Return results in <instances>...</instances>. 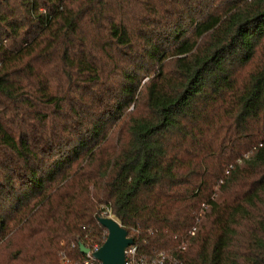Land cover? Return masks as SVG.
<instances>
[{
    "label": "trees",
    "instance_id": "obj_1",
    "mask_svg": "<svg viewBox=\"0 0 264 264\" xmlns=\"http://www.w3.org/2000/svg\"><path fill=\"white\" fill-rule=\"evenodd\" d=\"M102 208L264 264V0H0V264H85Z\"/></svg>",
    "mask_w": 264,
    "mask_h": 264
},
{
    "label": "water",
    "instance_id": "obj_2",
    "mask_svg": "<svg viewBox=\"0 0 264 264\" xmlns=\"http://www.w3.org/2000/svg\"><path fill=\"white\" fill-rule=\"evenodd\" d=\"M101 225L108 229V236L103 246L94 253V257L102 264H126V250L134 245V239L119 221L112 217H98ZM83 254L90 251L88 246L80 244Z\"/></svg>",
    "mask_w": 264,
    "mask_h": 264
},
{
    "label": "built area",
    "instance_id": "obj_3",
    "mask_svg": "<svg viewBox=\"0 0 264 264\" xmlns=\"http://www.w3.org/2000/svg\"><path fill=\"white\" fill-rule=\"evenodd\" d=\"M106 213L100 215L101 217H113L112 211L109 208L104 209ZM195 230V229H194ZM190 234L193 231L189 232ZM101 247L94 246L93 248L90 247V251L85 255V264H102L101 261L94 257V253L98 251ZM138 247L137 245H132L126 250V264H179L177 258H174L171 254L168 255L166 252H157L151 258L143 257L138 259ZM65 262H68L65 259Z\"/></svg>",
    "mask_w": 264,
    "mask_h": 264
},
{
    "label": "rangeland",
    "instance_id": "obj_4",
    "mask_svg": "<svg viewBox=\"0 0 264 264\" xmlns=\"http://www.w3.org/2000/svg\"><path fill=\"white\" fill-rule=\"evenodd\" d=\"M102 212H103V213H106L105 210H104V208H102V211H101L100 215L103 214ZM114 218H115V217H114ZM161 252H162V251H161Z\"/></svg>",
    "mask_w": 264,
    "mask_h": 264
}]
</instances>
